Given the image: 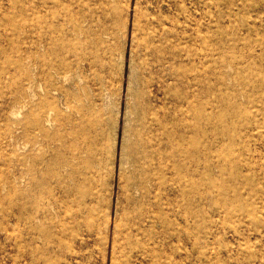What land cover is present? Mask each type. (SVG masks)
Masks as SVG:
<instances>
[{"label":"bare ground","instance_id":"bare-ground-1","mask_svg":"<svg viewBox=\"0 0 264 264\" xmlns=\"http://www.w3.org/2000/svg\"><path fill=\"white\" fill-rule=\"evenodd\" d=\"M170 1L146 0L145 11L137 23L138 88L130 128V170L119 237L120 264H144L141 255L151 256L149 241L154 230L147 223L157 220L163 230L171 231L175 221L172 217L177 214L175 206L188 216L197 196L203 198L202 104L198 99L192 103L187 112L191 121L178 124L172 170L183 186L180 198L173 205L169 197L173 192L166 187L165 178V169L169 167L165 144L172 141V136L161 124L159 95L166 84L164 75L168 69H174L177 77L186 80L193 69L202 67L208 60L212 16L205 11L207 3H203L196 43L190 45L179 38L175 44H168L167 24L172 22L167 12ZM19 2H25L26 6H18ZM128 2L0 0V9L26 12L30 28L27 60L24 63L20 58L14 62L17 70L22 62L26 69L18 71L17 78L9 84L10 92L5 97L2 95L0 163L7 168L13 163L11 153L15 154L14 146L21 133L33 134L38 148L27 156L33 176L17 171L4 177L14 201L10 234L0 238L6 245L1 249L0 264L8 261L81 264L85 258L84 250L99 219L94 203L96 188L103 178L100 167L107 132L100 113L95 110V89L82 96L71 71L78 69L95 75L99 61L93 55H99L116 20L123 27L126 25ZM118 48L119 63L123 65L124 48L121 45ZM173 95L178 102L183 99L178 91L174 90ZM116 140L114 137L110 146L112 153ZM17 162L20 164L22 160L18 158ZM111 176V171L104 176L108 185ZM25 193L34 200H25ZM84 226L90 232L88 235L82 232ZM108 233L105 220L99 236L101 243L107 241Z\"/></svg>","mask_w":264,"mask_h":264},{"label":"rangeland","instance_id":"rangeland-1","mask_svg":"<svg viewBox=\"0 0 264 264\" xmlns=\"http://www.w3.org/2000/svg\"><path fill=\"white\" fill-rule=\"evenodd\" d=\"M176 1L167 4V12L172 17V22L167 24V43L175 44L179 38L190 45L196 43L205 3V11L212 16L209 21L212 37L208 42V60L202 67L193 69L188 79L181 80L174 69H168L164 75L166 84L159 95L162 108L159 117L172 136V141L165 144L169 166L165 169L166 187L172 189L169 197L176 204L183 186L172 170L178 124L191 121L187 112L198 99L202 104L200 184L203 198L197 196L188 216L175 206L177 214L172 217L175 221L171 231L163 230L157 220L147 223L154 230L149 241L152 251L151 256L143 254L142 258L141 255V261L144 264H264V0ZM18 6L26 3L19 2ZM145 7L146 0H129L126 25L123 27L116 20L99 55H93L99 61L95 75L78 69L71 71L82 96L95 89V110L100 113L107 132L100 167L103 178L96 188L94 203L99 219L81 264H120L121 260L119 237L130 170L131 120L138 88L137 23ZM29 33L26 12L0 9V48L3 50L0 105L2 95L5 97L10 92L9 84L26 69L22 62L17 70L14 62L20 58L26 62ZM118 45L124 48L123 65L119 63ZM174 90L183 95L179 102L172 96ZM33 136L21 133L14 146L15 154L10 152L13 163L8 168L0 163V238L10 234L14 201L4 177L17 171L33 176L34 170L27 158L38 151ZM114 137L117 140L112 153L110 146ZM18 158L22 163L18 164ZM110 171L108 185L104 176ZM25 200L33 201L34 197L25 193ZM105 220L109 233L107 241L101 243L99 236ZM82 232L90 233L86 226ZM5 246L1 240L0 259Z\"/></svg>","mask_w":264,"mask_h":264}]
</instances>
